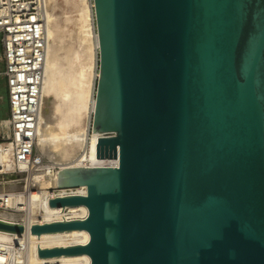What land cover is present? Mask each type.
Wrapping results in <instances>:
<instances>
[{
	"label": "water",
	"instance_id": "water-1",
	"mask_svg": "<svg viewBox=\"0 0 264 264\" xmlns=\"http://www.w3.org/2000/svg\"><path fill=\"white\" fill-rule=\"evenodd\" d=\"M98 78L90 157L49 199L85 205L91 264H264V0H93ZM0 229L23 227L0 222Z\"/></svg>",
	"mask_w": 264,
	"mask_h": 264
},
{
	"label": "bare ground",
	"instance_id": "bare-ground-1",
	"mask_svg": "<svg viewBox=\"0 0 264 264\" xmlns=\"http://www.w3.org/2000/svg\"><path fill=\"white\" fill-rule=\"evenodd\" d=\"M63 1L68 0H45L46 2V28L47 39L46 54L44 61V76L41 85V108L37 119L36 140L37 150L47 162L43 165L29 166V175L16 174L10 178L15 181L9 185L7 181L0 179V219L4 223L20 225V232L0 229V264H91V257L87 253L77 255H57L52 257H39V248H53L56 246L84 245L90 240V234L86 229H73L51 233L33 234L32 224H43L61 220H84L88 216V208L85 205L70 207H51L49 199L56 194H87L86 186L59 188L58 173L52 171L54 165L62 167H92L98 163H118L117 160H95L90 157L91 143L100 134L93 131V136L88 137L90 132L92 115L95 108V87L98 78V50L99 40L95 30L94 2L93 0H70L72 4L77 3L79 9L72 14L71 20L74 30L81 44H85L92 54V61H82L79 69V80L81 86L92 91L88 113V123L82 134L62 132L57 124L60 122L58 111L62 103L74 100L73 93L62 90V97L52 99L44 96L46 82L48 81V69L52 64L50 56L53 54L51 39H55L54 12ZM68 4V3H67ZM57 12V11H56ZM57 14V13H56ZM70 14V13H68ZM67 15V14H65ZM59 16V15H58ZM61 16V15H60ZM58 20V19H57ZM58 23V22H57ZM57 28V27H56ZM56 42V39H55ZM55 51V50H54ZM76 59L77 56L75 57ZM79 63V61H77ZM61 93V92H60ZM76 96V95H75ZM64 100H67L64 102ZM75 101V100H74ZM73 104V103H72ZM68 105V103H67ZM64 108V105H63ZM63 112V111H62ZM5 133L10 134L9 120L1 123ZM82 136V137H81ZM9 143L0 142V161L8 160ZM38 152V153H39ZM26 166L20 165L21 169ZM26 179V180H25ZM21 181V188L18 182ZM29 186V193L23 191V186ZM14 188V189H13ZM13 189L9 194L3 196L2 191Z\"/></svg>",
	"mask_w": 264,
	"mask_h": 264
},
{
	"label": "built area",
	"instance_id": "built-area-1",
	"mask_svg": "<svg viewBox=\"0 0 264 264\" xmlns=\"http://www.w3.org/2000/svg\"><path fill=\"white\" fill-rule=\"evenodd\" d=\"M45 15V0H0V61L4 65L0 74L6 80L9 104L6 118L10 123L7 135L0 118V142L10 144L8 160L0 161V179L12 186L15 183L10 178L12 175L25 174L27 179L29 166L47 162L35 145L47 45ZM22 164L26 166L24 169L20 168ZM63 168L54 165L52 171L58 173ZM18 185L21 188V181ZM31 188L24 185L23 191L29 193ZM13 189L2 191L3 196L15 191ZM66 195L71 194H56L51 198Z\"/></svg>",
	"mask_w": 264,
	"mask_h": 264
},
{
	"label": "rangeland",
	"instance_id": "rangeland-1",
	"mask_svg": "<svg viewBox=\"0 0 264 264\" xmlns=\"http://www.w3.org/2000/svg\"><path fill=\"white\" fill-rule=\"evenodd\" d=\"M63 2L64 3H61L60 7L57 8V12H54L56 42L54 38L51 39V43L54 46L53 54L50 56L53 60V65L48 69V81L46 82L44 96H48L52 99H59L60 97L63 99L62 90L73 93L75 101L72 100V102L69 103V101L64 100V102H67L62 103L57 112L60 117V122L57 126L64 133L69 134L72 132L73 134H82L89 120L88 113L93 93L89 89H85L81 86L78 67L82 61L90 63V61H92V54L88 51L89 48L86 47L85 44L80 43L72 24L71 16L79 9V5L77 6V3L72 4L70 0ZM1 51L2 47L0 43V53ZM76 56L78 59L75 58ZM77 61H79V63ZM3 68L4 65L0 61V72ZM8 114L9 104L6 80L0 74V118H2V121L8 119L4 118L7 117ZM92 136L93 131L90 130V132H88V137L92 138ZM37 151L39 152V150Z\"/></svg>",
	"mask_w": 264,
	"mask_h": 264
},
{
	"label": "crops",
	"instance_id": "crops-1",
	"mask_svg": "<svg viewBox=\"0 0 264 264\" xmlns=\"http://www.w3.org/2000/svg\"><path fill=\"white\" fill-rule=\"evenodd\" d=\"M4 118H6V117H4ZM2 119V118H1Z\"/></svg>",
	"mask_w": 264,
	"mask_h": 264
}]
</instances>
